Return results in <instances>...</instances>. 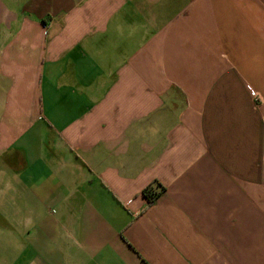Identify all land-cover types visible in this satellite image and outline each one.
I'll return each mask as SVG.
<instances>
[{
	"label": "crops",
	"instance_id": "crops-1",
	"mask_svg": "<svg viewBox=\"0 0 264 264\" xmlns=\"http://www.w3.org/2000/svg\"><path fill=\"white\" fill-rule=\"evenodd\" d=\"M0 248L264 264V0H0Z\"/></svg>",
	"mask_w": 264,
	"mask_h": 264
},
{
	"label": "trees",
	"instance_id": "trees-1",
	"mask_svg": "<svg viewBox=\"0 0 264 264\" xmlns=\"http://www.w3.org/2000/svg\"><path fill=\"white\" fill-rule=\"evenodd\" d=\"M146 190H147V189H146ZM146 190H145V193H146ZM146 197H147L148 199H152V198H151L152 196L149 195V194H147V193H146Z\"/></svg>",
	"mask_w": 264,
	"mask_h": 264
},
{
	"label": "rangeland",
	"instance_id": "rangeland-1",
	"mask_svg": "<svg viewBox=\"0 0 264 264\" xmlns=\"http://www.w3.org/2000/svg\"><path fill=\"white\" fill-rule=\"evenodd\" d=\"M9 242L6 243V245L8 244ZM1 249V248H0Z\"/></svg>",
	"mask_w": 264,
	"mask_h": 264
}]
</instances>
